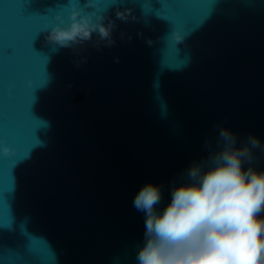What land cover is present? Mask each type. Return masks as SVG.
Returning <instances> with one entry per match:
<instances>
[{
	"label": "water",
	"instance_id": "obj_1",
	"mask_svg": "<svg viewBox=\"0 0 264 264\" xmlns=\"http://www.w3.org/2000/svg\"><path fill=\"white\" fill-rule=\"evenodd\" d=\"M74 6L0 0V264H137L135 196L162 212L222 129L264 172V0H94L114 42L54 51Z\"/></svg>",
	"mask_w": 264,
	"mask_h": 264
},
{
	"label": "clouds",
	"instance_id": "obj_2",
	"mask_svg": "<svg viewBox=\"0 0 264 264\" xmlns=\"http://www.w3.org/2000/svg\"><path fill=\"white\" fill-rule=\"evenodd\" d=\"M81 0H77L80 3ZM65 22L47 33L54 51L76 49L98 37L97 43L111 39L114 21L88 11L94 0H82ZM106 11V10H105ZM118 19H126L117 12ZM175 44L183 37L175 32ZM221 148L207 163H194L187 180L175 186L171 202L162 211L158 185H144L133 206L145 215L144 244L138 250L137 264H264V172L252 164L259 139L250 136L240 147L236 136L225 128L219 133ZM12 150L3 148L8 155Z\"/></svg>",
	"mask_w": 264,
	"mask_h": 264
}]
</instances>
